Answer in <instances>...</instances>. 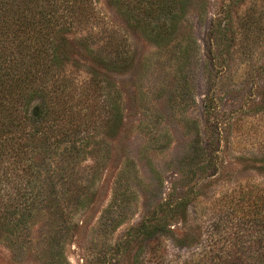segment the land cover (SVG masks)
<instances>
[{"label": "rangeland", "instance_id": "rangeland-1", "mask_svg": "<svg viewBox=\"0 0 264 264\" xmlns=\"http://www.w3.org/2000/svg\"><path fill=\"white\" fill-rule=\"evenodd\" d=\"M96 9L101 23L64 35V97L95 104L93 72L114 104L80 134L76 159L36 158L38 194L23 216L12 214L14 184L0 185L13 193L0 197V264H103L120 248L129 264L149 219L166 226L158 246L179 255L198 219L263 189L264 0H184L158 40L105 0ZM88 32L93 50L113 36L114 67L96 66L80 44Z\"/></svg>", "mask_w": 264, "mask_h": 264}, {"label": "trees", "instance_id": "trees-1", "mask_svg": "<svg viewBox=\"0 0 264 264\" xmlns=\"http://www.w3.org/2000/svg\"><path fill=\"white\" fill-rule=\"evenodd\" d=\"M105 1L112 11L133 22L134 29L155 40L178 18V8L184 7V0ZM96 4L97 0H0V185L5 191L14 184V195L21 201L13 208L16 217L23 216L37 198L36 158L76 159L83 151L80 134L98 122L100 111L108 112L114 104L99 98L106 80L93 72L95 104L79 99V104L69 106L64 97L70 82L62 75L68 65L64 35L101 23ZM92 36L88 32L80 44L94 55L91 58L98 68L114 67L120 56L113 36L94 50L89 46ZM259 191L257 198L248 195L247 202L242 198L224 201L211 215L198 219L194 229L181 236L179 255L158 246L166 237V226L150 219L140 223L133 238L138 247L129 264H264V186ZM9 194L13 193L7 190L0 197ZM130 238L128 234L124 242ZM127 255L120 248L103 256V264H124Z\"/></svg>", "mask_w": 264, "mask_h": 264}]
</instances>
